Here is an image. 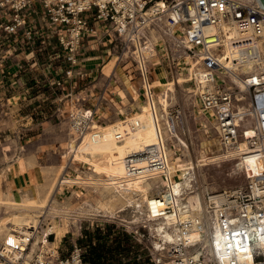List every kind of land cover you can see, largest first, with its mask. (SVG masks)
<instances>
[{"label":"bare ground","instance_id":"obj_1","mask_svg":"<svg viewBox=\"0 0 264 264\" xmlns=\"http://www.w3.org/2000/svg\"><path fill=\"white\" fill-rule=\"evenodd\" d=\"M161 7H165L164 1H158L154 9ZM175 31L173 29L171 33L175 34ZM153 36L146 46L137 37L134 43L136 51L132 53L130 46L124 54V59L132 57L139 65L146 99L140 98L139 92L133 87L138 101L136 109L119 110L120 118L112 124H100L96 120L93 130L81 137L71 132L60 167L49 189L38 186V190H34L27 186L24 190L0 193V237L6 243L7 254L12 259L19 258L22 250L28 246H31L33 254L60 255L59 247L67 230L57 218L66 213L67 208L57 201L56 195L58 189L77 185L102 187L110 189L112 193L109 200L99 199L89 203V212L115 217L122 201L133 204L142 215L136 222L143 219L149 224L154 236L155 252L161 254L163 264H191V259L194 263L204 264H257L255 251L264 254V213L260 214L264 204L258 205V210L252 205H242L238 200L242 188L211 190L207 184L201 205L196 197H191L188 203L183 202L184 192L191 186V172L201 166L231 160L237 161L234 174L243 172L253 184V192L256 195L264 194L260 187L264 184L263 119L260 118L259 122L251 120L242 125L243 140L234 143L223 131L215 112L205 108L206 111L202 102L196 99L210 86L214 70L208 66H213L214 58L208 57L204 61V56L208 55L195 58L184 53L186 60L180 64L185 66L183 70L187 74L180 69L179 74L172 79L165 72L154 79L148 64L155 61L150 57L157 54L160 39L156 33ZM256 44L260 48L264 47V38L249 46H236L226 41L222 53L224 56H218L219 61L229 69L253 72L256 68L252 61L249 62L248 54ZM260 68L264 69V64ZM232 80L241 90L247 89L237 76H233ZM192 81L195 82L194 87L188 85ZM158 87L163 88L160 94L155 93ZM176 87L185 88L192 98V105L196 107V113L211 121L217 134L226 137V143L222 138L202 139L196 148L195 157L194 149L172 122V119L176 120L171 113ZM175 123H180L181 130L185 131L181 115ZM173 138L180 142L177 151H184L181 157L168 144ZM70 160L73 164L89 166L95 176L71 175ZM179 173L184 176L177 179ZM152 179H162L163 186L154 190L150 183ZM51 235L55 236L54 240H50ZM262 260L259 264H264Z\"/></svg>","mask_w":264,"mask_h":264},{"label":"rangeland","instance_id":"obj_2","mask_svg":"<svg viewBox=\"0 0 264 264\" xmlns=\"http://www.w3.org/2000/svg\"><path fill=\"white\" fill-rule=\"evenodd\" d=\"M27 15L32 17L31 20L36 18L35 14L27 13ZM104 24H98L97 32L92 36V39L83 40L78 50L79 63L75 67L67 62L68 55L60 46V35L56 26L44 15H41L33 24L40 33L33 45H27L24 34L13 36L0 31V87H5L8 83L11 86L13 78L22 89L28 90V87H35V90H28L26 98L22 100L19 97L12 98L13 89L10 94L0 89V120L2 121L0 130L3 141L0 145V153L31 154L53 151V153H58L60 158L62 157L71 132H74L71 112L76 108L91 107L86 99L80 98L72 90L65 89L68 81L72 80L68 77V71L84 70L80 66L81 58L93 54H107L112 58L106 62L104 74L108 71L109 77H111L117 71L123 74L124 68H128L127 72L129 71L136 81L142 82L138 63L132 57L129 60L124 59V54L129 48L124 39L114 31L110 23L106 26ZM156 37L160 39V50L158 48L157 54L150 57L155 61L148 64L149 70L155 71L156 68H159L158 74L165 72L172 79L185 66L180 64L178 68L172 67L169 51L162 42L164 38L159 33H156ZM153 38V35L149 36L145 43L149 44ZM135 51V46H132V53ZM223 56V54L219 55L221 58ZM121 61L123 67L120 64ZM66 71V76L63 77L62 75ZM54 72L63 73L62 78L55 77ZM184 73L187 74L186 71ZM19 79L20 81H18ZM59 81L66 83L64 88L57 86ZM188 85L194 87L195 82L192 81ZM162 89L161 87L156 88L155 93L160 94ZM173 95L171 113L182 112L184 132L188 134L179 133L194 149V155L197 157L195 151L200 140L206 138L221 140L222 137L214 130L211 121L209 122L202 115L196 113V107L192 105V98L184 87H176ZM29 96H33L32 99ZM38 96L41 97L35 99ZM196 99L197 102L200 101L198 96ZM16 107L20 109L14 115L12 109ZM136 107L137 105L134 106V109ZM13 120L16 126L11 123ZM207 129L210 131L205 132ZM168 144L174 149L173 152L181 157L184 151H177V146H180L178 139L173 138L168 141ZM236 163V160H231L215 165L201 166L191 172V186L185 190L183 202L188 203L191 197H196L201 205L207 184L211 190L242 188L241 194L247 195L249 180L243 172L234 174ZM69 164V172L73 176L78 174L85 177L95 176L90 167L83 163L73 164V161L70 160ZM181 174H178L177 179L184 176ZM55 175V172L53 174L45 173L44 179H42L44 184L41 186L49 189ZM161 181L162 179L150 180L154 190H159L163 186ZM111 195L110 189L102 187L77 185L58 189L56 199L67 208L66 213L57 218L67 230V235L59 247L60 255L68 256L74 245L78 244L86 250L89 264H156L158 252L154 254V236L147 221L142 219L136 222L137 218L142 215L136 211L133 204L128 205L122 201L118 205L119 209L115 217L87 211L89 203L92 204L99 199L109 200ZM135 197L138 198L137 194ZM54 238V235L50 236V240H54Z\"/></svg>","mask_w":264,"mask_h":264},{"label":"built area","instance_id":"obj_3","mask_svg":"<svg viewBox=\"0 0 264 264\" xmlns=\"http://www.w3.org/2000/svg\"><path fill=\"white\" fill-rule=\"evenodd\" d=\"M158 1H164L165 7L154 9ZM27 13L35 14L36 18L31 20ZM41 15L56 26L60 46L73 67L78 63V50L83 40L92 39L98 24L102 23L105 26L110 23L127 47H134L137 37L145 43L148 36L163 34L162 42L169 51L172 67H180L186 60L184 53L195 58L208 55L204 56V61L214 58L213 66H208L214 73L210 86L198 97L204 108L215 112L227 137L237 143L244 137L242 125L251 120L259 122L260 118L264 121V69L260 68L264 64V47L256 44L254 50L249 51V62L252 61L256 68L253 72L226 68L218 58L224 52L226 41L236 46H249L264 38V9L258 0H0V31L13 36L24 34L27 45H33L40 35L33 24ZM173 29L175 34L171 33ZM158 47L160 50V43ZM72 73L73 70L68 71L71 79ZM233 76L243 81L247 89L241 90L233 82ZM65 85L63 81L57 83L59 88ZM101 102H105L104 96ZM180 115L183 117L178 111L173 117L179 120ZM96 119V107L76 108L71 112L72 129L81 137L93 130ZM176 120L172 119L174 128L185 134ZM223 139L226 143L225 136ZM250 182L249 192L241 194L238 200L258 210V205L264 204V194L256 195ZM260 187L264 190V184ZM263 213L264 209L260 211ZM5 244L0 237V264H89L86 250L78 244L66 257L41 252L33 254L28 246L17 259L7 254ZM156 255L155 263L163 264L160 253ZM262 259L264 254L255 251V262L259 264ZM191 260V264H204Z\"/></svg>","mask_w":264,"mask_h":264},{"label":"crops","instance_id":"obj_4","mask_svg":"<svg viewBox=\"0 0 264 264\" xmlns=\"http://www.w3.org/2000/svg\"><path fill=\"white\" fill-rule=\"evenodd\" d=\"M143 45L146 46L147 44L143 42ZM111 58L112 57L107 54H93L81 58L80 66H82L84 70L79 72L78 70H73V78L71 81L67 80L68 85L65 87L66 90H72L73 93H77L80 98L86 99V102L90 106L97 108L96 120L100 124H112L115 122V120L120 118V114H118L119 110L134 109L138 101L136 99L137 95H135L132 90L133 87L139 92L140 98L146 99V95L143 94L142 91L143 81H136L133 76L130 75V72H127L129 69L124 68L125 71L123 75L118 71L113 75L111 74V77H109L110 73L108 71L104 74V66ZM122 61L120 62L121 67H123ZM149 71L150 75L154 79H157L159 68H156L155 71ZM14 73L15 71L13 74ZM54 73L55 77L62 78L61 75L63 73ZM66 73L67 71L62 76H66ZM13 79L11 86L10 83H8L5 87H0V89H3V92L6 91L8 94H10L13 89V99L19 97L20 100H22L26 98L28 90H35L33 85V88L28 87V90L22 89L21 86L18 85L16 79ZM18 81H20V79ZM128 81H130V84ZM102 96L105 97V102H101ZM32 97L33 96H29L31 99ZM40 97L41 96L35 97V99ZM19 109L18 107L12 109L13 114L15 115L16 111ZM1 122L0 120V126ZM14 122L13 120L11 123L15 125ZM2 142V133L0 130V145ZM57 154L56 152L53 153V151L31 154L17 152L0 153V193L3 194L4 191L8 192L10 190H24L27 186L34 188V190H38V186L44 184L42 179H44L45 173H57L61 164V158Z\"/></svg>","mask_w":264,"mask_h":264},{"label":"water","instance_id":"obj_5","mask_svg":"<svg viewBox=\"0 0 264 264\" xmlns=\"http://www.w3.org/2000/svg\"><path fill=\"white\" fill-rule=\"evenodd\" d=\"M258 1L260 3L261 7L264 9V0H258Z\"/></svg>","mask_w":264,"mask_h":264}]
</instances>
